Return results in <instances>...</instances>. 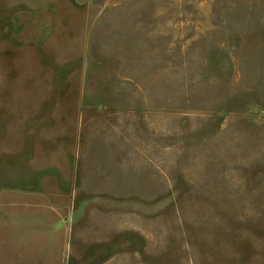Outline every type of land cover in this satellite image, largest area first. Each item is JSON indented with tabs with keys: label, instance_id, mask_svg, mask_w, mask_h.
Listing matches in <instances>:
<instances>
[{
	"label": "rangeland",
	"instance_id": "1",
	"mask_svg": "<svg viewBox=\"0 0 264 264\" xmlns=\"http://www.w3.org/2000/svg\"><path fill=\"white\" fill-rule=\"evenodd\" d=\"M41 1L0 0V264H264V0Z\"/></svg>",
	"mask_w": 264,
	"mask_h": 264
},
{
	"label": "crops",
	"instance_id": "2",
	"mask_svg": "<svg viewBox=\"0 0 264 264\" xmlns=\"http://www.w3.org/2000/svg\"><path fill=\"white\" fill-rule=\"evenodd\" d=\"M53 4H58L60 7H62L63 5H67V7H74L76 8V10L78 11V9L81 7L84 9V7H87V10H90L91 7H94L96 6V0H56L55 3H54V0H46L44 2L41 1L40 5H41V8L44 9L46 8L47 6H52ZM38 5V2L36 3L35 6ZM35 9V8H34ZM88 16L90 17V14H88ZM44 18L46 19V15L44 16ZM80 18H84V17H80ZM41 19V17H40ZM84 20H86L84 18ZM92 20V19H90ZM86 23V21H84ZM43 30V26H38V27H34L35 30ZM45 28L46 30L48 31V28L46 26V23H45ZM37 30V31H38ZM44 35H46V37L48 36V32H43ZM132 100V99H131ZM119 101V99H117V97H114V99H112V102H116ZM114 110H116V107L114 106Z\"/></svg>",
	"mask_w": 264,
	"mask_h": 264
}]
</instances>
